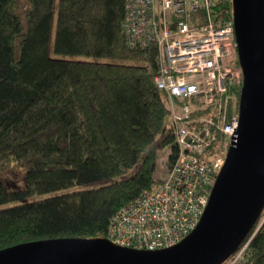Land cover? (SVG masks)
Here are the masks:
<instances>
[{
	"label": "trees",
	"instance_id": "trees-1",
	"mask_svg": "<svg viewBox=\"0 0 264 264\" xmlns=\"http://www.w3.org/2000/svg\"><path fill=\"white\" fill-rule=\"evenodd\" d=\"M125 15L124 0H0V174L24 170L16 189L0 177V249L106 237L116 211L163 180L159 146H170L173 163L166 95L154 80L158 50L128 46ZM239 96L240 87L230 111ZM223 142L219 135L215 147ZM80 185L93 186L23 202ZM250 237L244 264H264V210Z\"/></svg>",
	"mask_w": 264,
	"mask_h": 264
},
{
	"label": "built area",
	"instance_id": "built-area-1",
	"mask_svg": "<svg viewBox=\"0 0 264 264\" xmlns=\"http://www.w3.org/2000/svg\"><path fill=\"white\" fill-rule=\"evenodd\" d=\"M232 1L124 0L128 46L158 50L154 80L166 95V128L176 155L160 183L112 216L106 238L117 245L173 246L195 229L205 210L239 124V112L229 110L243 80ZM223 5H230V16L221 15ZM219 135L224 142L215 147ZM240 253L222 264H237Z\"/></svg>",
	"mask_w": 264,
	"mask_h": 264
},
{
	"label": "water",
	"instance_id": "water-1",
	"mask_svg": "<svg viewBox=\"0 0 264 264\" xmlns=\"http://www.w3.org/2000/svg\"><path fill=\"white\" fill-rule=\"evenodd\" d=\"M243 80L239 124L208 203L179 243L156 250L117 245L106 237H59L0 249V264H222L264 210V0H233Z\"/></svg>",
	"mask_w": 264,
	"mask_h": 264
},
{
	"label": "rangeland",
	"instance_id": "rangeland-1",
	"mask_svg": "<svg viewBox=\"0 0 264 264\" xmlns=\"http://www.w3.org/2000/svg\"><path fill=\"white\" fill-rule=\"evenodd\" d=\"M22 3L25 4V0H22ZM51 55L54 57H58V58L59 57L60 58H80V59H90V60L101 61V62H117V60H113L111 58H95V57H85V56L59 55V54H56L53 50H51ZM170 153H171L170 146H161V147L159 146L157 151H156L157 165H158V170H157V177L158 178H164L166 175L167 168H168L166 161H167ZM0 177L10 188H13V189L22 187L24 184V170L21 168H17V167L8 168V169L1 172ZM91 186H93V185L75 186V187H71V188H68L66 190H62V191L52 193L49 195L29 198L23 202H29V201H33V200H43V199H46L49 197H54V196H58V195H62V194L72 193V192H76L78 190H84V189L90 188ZM260 223H261V221H259V223L257 224V228L260 225ZM257 228H255L254 232H256ZM254 232H253V234H254ZM248 239L247 240L245 239V241L235 251L234 256L231 257L230 260L234 259V257L237 255L238 252H241V253L239 255V259H238L237 264H244L248 260V258H249L248 245H247Z\"/></svg>",
	"mask_w": 264,
	"mask_h": 264
},
{
	"label": "bare ground",
	"instance_id": "bare-ground-1",
	"mask_svg": "<svg viewBox=\"0 0 264 264\" xmlns=\"http://www.w3.org/2000/svg\"><path fill=\"white\" fill-rule=\"evenodd\" d=\"M136 198V197H135Z\"/></svg>",
	"mask_w": 264,
	"mask_h": 264
}]
</instances>
